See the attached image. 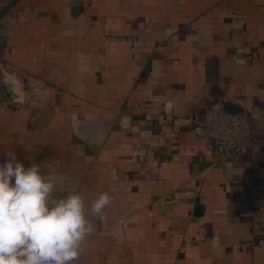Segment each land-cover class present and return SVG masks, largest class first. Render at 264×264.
Segmentation results:
<instances>
[{
    "label": "crops",
    "instance_id": "obj_1",
    "mask_svg": "<svg viewBox=\"0 0 264 264\" xmlns=\"http://www.w3.org/2000/svg\"><path fill=\"white\" fill-rule=\"evenodd\" d=\"M224 97L264 139V0H0V163L113 197L80 264H264V145L195 131Z\"/></svg>",
    "mask_w": 264,
    "mask_h": 264
},
{
    "label": "clouds",
    "instance_id": "obj_2",
    "mask_svg": "<svg viewBox=\"0 0 264 264\" xmlns=\"http://www.w3.org/2000/svg\"><path fill=\"white\" fill-rule=\"evenodd\" d=\"M0 163V264H80L96 223L108 216L113 197L99 193L90 205L81 190H61L58 173L15 152ZM64 193L58 196L57 193Z\"/></svg>",
    "mask_w": 264,
    "mask_h": 264
},
{
    "label": "built area",
    "instance_id": "obj_3",
    "mask_svg": "<svg viewBox=\"0 0 264 264\" xmlns=\"http://www.w3.org/2000/svg\"><path fill=\"white\" fill-rule=\"evenodd\" d=\"M232 22L243 26L246 22L245 13L234 12ZM3 78L19 82L23 75L16 77L11 71L3 70ZM227 102L228 99L224 97L212 103L204 119L195 128L205 150L220 159H225L231 150L243 153L249 147L264 145L261 132L253 122L254 115L244 107L235 112L230 111L226 107Z\"/></svg>",
    "mask_w": 264,
    "mask_h": 264
},
{
    "label": "water",
    "instance_id": "obj_4",
    "mask_svg": "<svg viewBox=\"0 0 264 264\" xmlns=\"http://www.w3.org/2000/svg\"><path fill=\"white\" fill-rule=\"evenodd\" d=\"M231 106H232L231 103H229V102L226 103V107H227L228 110L233 111V112L239 110V109H235V108H233V107H231Z\"/></svg>",
    "mask_w": 264,
    "mask_h": 264
}]
</instances>
